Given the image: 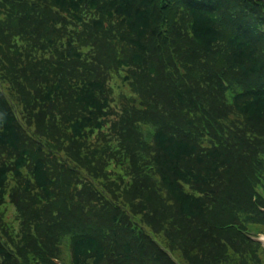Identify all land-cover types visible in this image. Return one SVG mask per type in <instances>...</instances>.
Returning a JSON list of instances; mask_svg holds the SVG:
<instances>
[{
	"label": "trees",
	"instance_id": "trees-1",
	"mask_svg": "<svg viewBox=\"0 0 264 264\" xmlns=\"http://www.w3.org/2000/svg\"><path fill=\"white\" fill-rule=\"evenodd\" d=\"M263 155L264 0H0V264H264Z\"/></svg>",
	"mask_w": 264,
	"mask_h": 264
},
{
	"label": "rangeland",
	"instance_id": "rangeland-1",
	"mask_svg": "<svg viewBox=\"0 0 264 264\" xmlns=\"http://www.w3.org/2000/svg\"><path fill=\"white\" fill-rule=\"evenodd\" d=\"M123 73V71H119V73H113L109 80V84L111 86V91L114 99L117 101L119 93L122 92H128V85L126 83L120 82V76ZM16 215V207H14L10 203L5 204V216L11 218Z\"/></svg>",
	"mask_w": 264,
	"mask_h": 264
}]
</instances>
